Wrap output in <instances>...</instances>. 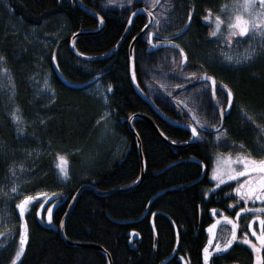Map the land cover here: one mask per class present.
I'll return each mask as SVG.
<instances>
[{
	"label": "trees",
	"instance_id": "1",
	"mask_svg": "<svg viewBox=\"0 0 264 264\" xmlns=\"http://www.w3.org/2000/svg\"><path fill=\"white\" fill-rule=\"evenodd\" d=\"M80 1L86 9L101 15L104 21L99 34L80 36L74 42L78 53L90 57L109 52L121 37L131 11L137 7L150 8L154 2ZM164 1L167 3L162 6V11L156 10L152 29L163 35L180 33L175 44L183 48L187 64L183 69L180 63L177 66L176 60L180 58L173 49L147 53L145 39L141 38L134 47V71L140 89L167 117L185 122V110L195 120L199 119L205 129L218 128L220 116L211 101L209 86L199 80L201 76L206 74L214 78L217 85L226 84L233 94L232 103L223 114L219 139L217 132L203 133L194 144L179 150L163 144L144 121L132 122L141 144L146 170L144 181L133 191L106 198L83 191L64 226L66 239L101 246L110 255L112 264H155L169 253L174 242L172 228L162 216L156 215L154 237L147 217L152 211L163 212L177 227H189L196 222L197 206H210L213 199L220 196L223 188L204 204L202 194L210 184L204 178L200 183L190 185L201 175L200 166L192 159L201 162L208 170L216 153L264 157V51L244 66H220L210 60L215 46L208 35L211 25L204 17L211 9L213 19L226 0ZM146 22L144 15L135 18L126 39L112 57L83 61L71 53L69 40L78 31H96L99 26L94 18L75 6L74 0H0V56L4 58L0 61V73L7 75L13 87L12 95L4 94L0 89V186L11 162L19 160L26 152L41 150V157L33 158L32 174L22 192L32 195L46 190L58 194L51 221L41 225L34 220L27 225V241L18 264H106L103 256L93 249L67 246L55 231L70 198L81 184L91 183L97 190L105 191L127 187L136 181L139 175L136 145L126 127V119L131 115L148 116L171 142L190 140V134L185 130L163 123L130 86L128 46ZM58 23L65 25L63 35L43 46L29 43V27L44 26L45 32L50 34L56 31ZM41 60L50 68L55 90L49 104H44L30 84V76ZM52 61L69 83L83 84L99 75L98 81L108 88V108L114 120L115 136L99 152L88 156V160L93 159L94 163L83 177L78 173L81 169L77 160L82 158L79 152L96 141L103 104L101 99L89 96L86 88L64 87L52 72ZM189 73H196V76ZM215 101L217 104L223 102L221 91H217ZM11 107L16 109L22 121L18 128L9 119L8 109ZM225 131L226 135H223ZM119 139L123 147L119 155L112 158L110 153ZM67 150L76 152V156L69 157L72 168L77 166L76 173L60 182L53 158L56 153ZM16 200L14 198L7 204L13 206ZM4 205L5 201L0 198V214ZM145 211L148 214L142 220L125 224L136 221ZM18 215L20 226L9 227L0 240V264L11 262L20 241V210ZM23 219L26 224L29 222ZM8 230L13 232L7 233ZM130 230L141 236L136 252L127 246L126 235ZM152 240L157 241L155 253L151 250Z\"/></svg>",
	"mask_w": 264,
	"mask_h": 264
},
{
	"label": "rangeland",
	"instance_id": "2",
	"mask_svg": "<svg viewBox=\"0 0 264 264\" xmlns=\"http://www.w3.org/2000/svg\"><path fill=\"white\" fill-rule=\"evenodd\" d=\"M224 5H226L227 7L223 10H220L218 15H220L222 20L225 21V24H222L221 32L218 33L216 37L211 36L213 38L211 39L212 44H214L215 48L211 50L210 60L214 61L216 64L220 66L237 68L246 65L251 60H253V58L257 56L258 53L264 51V37H261V35L258 33L257 34L249 33L243 37L233 36L232 43L231 44L227 43V33L229 30L227 29L226 24L229 16L234 14L233 13L234 0H226ZM205 21L206 23L213 25L212 27L213 30L214 19L205 20ZM64 26H65L64 24L58 23V27L56 31L50 34L45 32L44 26L40 28L29 27L28 35H27L29 39V43L33 42L38 45L41 44V46H43V44H48L52 41L53 38L59 37L60 35H63L66 32V28ZM249 48L256 49L254 56L248 60H241L240 63H236L235 57L242 56ZM225 52H227L230 55H233L234 59L232 61L227 60L224 55ZM176 62H177V66H179L180 59L177 58ZM45 79H47L48 85H50V87L45 86L44 83ZM51 80L52 78H51L50 68L46 67L44 61L41 60V62L37 64L34 73L30 76V84L32 85V88L35 91V93L39 97H42L44 104H49L55 96V90L52 86ZM0 89L4 94L12 95L13 93L12 91L13 87L11 81H9L7 79V75L3 74L2 72L0 73ZM217 90L221 91V98L223 100L222 104L220 105L225 106L227 110L229 108L227 102L228 89L223 88V85H219L217 86ZM86 92L89 96L95 99L97 98L101 99L104 109L99 117L98 123L99 122L100 123L98 124L99 130L97 132L96 141H94L90 146L85 147L83 151L79 152V155L82 158L78 159L77 162L81 169V171L78 172L81 177H83L86 174V172L90 170L92 164L94 163L93 159H91L90 161L88 160V156L91 157L92 154L99 152L104 146V144L108 142L111 138H114L115 136L114 120L112 118L111 111L108 108V88H106L101 82L98 81L93 85H91L90 88L86 90ZM105 97L107 99H105ZM14 111L18 116V112L16 111V109H14L13 107L8 109L9 119L12 122V124L16 128H18L22 123V121L21 120L17 121L13 119L12 113ZM122 147H123V142L121 139L115 141L110 156H112V158L117 157L121 152ZM42 154L43 152L41 150L26 152L22 155V157L19 160L11 162L7 167L5 179L2 182V185L0 186V198L5 201V205L3 206L2 212L0 214V229L2 230L0 232V240H3V237L6 234V230L9 227L13 228L15 226L18 227L20 226V220L18 215L19 208L17 207V204L21 200H23L25 196L35 197V199L30 200L27 203L23 215V218L29 221L27 222V225L34 220L41 225H45L49 222L47 209L49 207H51L52 210L54 209L55 201L58 197V194L46 190H39L32 195H25L22 192L24 185L27 183L28 179L30 178V175L32 174L33 158L37 159L41 157ZM56 154H55L56 156L53 158V165L55 168L56 177L58 181L64 182L67 178L71 176V173H76L77 166H74V168H72L73 167L72 161L69 160V157L75 155L76 152L74 151L71 152L67 150ZM60 156L65 157L67 161V165H66L68 171L67 176H64L63 173L60 171V167H58V165L61 164V161L59 159ZM227 157L229 156L218 153L213 155L211 166L207 176L210 183H213V186L211 187L210 191H215L232 180V179L231 180L225 179L223 183H220L217 180L213 179V175H212L214 168L218 170V173H222L226 171L224 165L226 164L227 166H229L227 162ZM98 159L99 156L96 158V160ZM231 159L233 161L230 165L232 169H239L237 168L238 164H240V166L243 167V164L240 162L237 156H232ZM13 187L17 189L16 192L12 191ZM38 193H43L44 195L43 196L37 195ZM14 198H17L16 203L13 206H9L7 202L9 201L11 202V200ZM11 232L13 231L8 230L7 233H11ZM19 244L20 241L17 242L16 250L14 252L15 254L19 249ZM15 254L12 257V260L15 257ZM22 255L16 261V264H18ZM11 262L9 264H11Z\"/></svg>",
	"mask_w": 264,
	"mask_h": 264
},
{
	"label": "flooded vegetation",
	"instance_id": "3",
	"mask_svg": "<svg viewBox=\"0 0 264 264\" xmlns=\"http://www.w3.org/2000/svg\"><path fill=\"white\" fill-rule=\"evenodd\" d=\"M165 3L167 2L164 0H160L156 8L152 11L153 24L155 23V17H154L155 13L158 11V9L162 11L163 9L162 6ZM152 7L153 6L147 9L150 10ZM146 21H147V18H146ZM212 27L213 25L211 24V30H212ZM210 32L208 35H209L210 41H212L211 39L213 38L211 37ZM149 33H154L156 35V37L152 39L153 43L174 41V44H175L177 40L181 37L180 33L173 34V35L159 34L157 29L154 28L153 30L151 26L150 29L142 37L145 39L147 49L149 47V41H148ZM162 49H172V48H162ZM179 58H180V54H179ZM90 86L86 87V90L89 89ZM217 86L219 85L216 84L215 97H216L217 91H220V90H217ZM180 89H182V87ZM209 90H210V87H209ZM210 97H211V92H210ZM220 104L222 103L218 102L217 104L218 107L220 109L223 108L224 114H226L227 113L226 107ZM184 112L185 114H187L188 111L184 110ZM181 123L192 124V121L188 114H187V120ZM198 133L199 135L203 134L201 132H198ZM199 135H198V138H199ZM228 156L232 158V156L230 155ZM255 159L259 160L261 158H255ZM224 167L226 168V171L229 168V166H227L226 164L224 165ZM237 168L239 169H235V171H240L243 167L240 166V164H238ZM209 169L208 170L206 169V173L204 177L207 180H208L207 176L209 173ZM262 177H264V173H261L259 171L247 173L244 176H236L229 183L221 186L215 191H210L211 187L213 186V183H210V181L208 180L210 186L207 187L205 192L202 194L203 195L202 199H203L204 204L218 190L223 188V192L220 193V196L213 199L212 205L210 206L204 205L205 207L197 206L196 222L190 225L189 227L185 225H179L177 227L174 224V222L170 219V217H168L166 214L158 210L152 211L151 213H149L148 216H147L148 214L147 211H145L146 216L148 217L149 226L153 232L154 237H156V230L154 226V218L156 215L162 216L164 220H166L170 224L172 228L173 236H174V242H173L172 248L169 251V253L166 256L159 259L158 261H156L155 264H161L172 254L175 248L176 239H177L176 253L174 257L171 260H169L166 264H205L203 249L206 245L208 246L209 251L212 253L209 256L208 264H264V246H262L260 244V241L257 239V237L262 234L261 228L264 226L260 224L259 219H253L254 216L264 218V200H257L253 198H248L247 200H245L243 196H240L235 191L238 183L245 184V182L254 186L257 192L261 191V189L259 188V185L262 182V179H261ZM205 193H207V195ZM242 207L245 208L246 211L242 212L240 216L237 217L236 213ZM225 216L229 217L230 219L228 221L222 222L219 225L214 235L213 240L209 244V236L211 233V231L209 230V226L212 225L213 222L219 219H223ZM151 219H152L153 228L151 227V223H150ZM233 224H236L237 239L233 241L228 251H226L224 254H220V252L223 251V247H222L223 243H225L227 239L232 238L231 230H232ZM249 224H251V227H249ZM130 231H134V230H130ZM134 232L138 234L139 240L133 241L129 244L128 239H127V246L130 250L136 252L138 249L137 248L138 245H140L141 243V236L139 235L137 231H134ZM253 232H255V234H253ZM245 233H248L247 239L252 241V244L256 246L257 250H253L252 245L245 243L244 241ZM26 237H27V232H26ZM180 238H181V244H180ZM26 241H27V238H26ZM217 243L221 245V249L219 251H213V249L216 248ZM156 246H157V241L152 240L151 250L153 253L156 252ZM257 257H260L259 261L257 260ZM138 258H139V254H138Z\"/></svg>",
	"mask_w": 264,
	"mask_h": 264
},
{
	"label": "water",
	"instance_id": "4",
	"mask_svg": "<svg viewBox=\"0 0 264 264\" xmlns=\"http://www.w3.org/2000/svg\"><path fill=\"white\" fill-rule=\"evenodd\" d=\"M74 3H75V6L79 10H81L82 12H84L86 15L94 18L98 22V26H99V28L96 31H91V32H88V31H78V32L74 33L71 36L70 40H69V49H70L71 53L76 58H78L80 60H83V61H90V62H92V61H101V60H105V59H108V58L112 57L115 54V52L119 49V47L122 45V43L124 42V40L126 39V37H127L128 33H129L130 29H131V26H132L133 21L135 20V18L137 16H140V15L146 16V18H147L146 24L132 38V40L130 41L129 46H128L127 56H128V64H129L128 76H129L130 86H131L133 92L136 94V96L140 100H142L144 103H146L147 106L152 111V113L155 114L163 123H165V124H167L168 126H171V127H175V128H179V129L185 130L186 132H188L190 134V141H188L186 143H174V142H171L170 140H168L159 131V129L156 127V125L152 122V120L148 116L143 115V114H133V115H131L128 119H126V127H127L128 133L133 137V139L135 141V145H136V153H137L138 163H139V175H138L136 181L133 184L127 186V187L113 188V189H109V190H105V191L97 190L91 183L90 184H87V183L81 184L77 188V190L74 192V194L72 195V197L70 198V201H69V203L67 205V208L65 210V213H64L63 217L61 218L60 223H59V226H58V228L56 229L55 232H57L59 238L67 246H70V247H85V248L93 249V250L97 251L99 254H101L103 256V258L106 261V264H112L110 255L101 246L96 245V244H88V243H74V242H71L68 239H66L65 236H64V226H65V223H66L69 215L71 214V212L73 210V207H74V205H75V203H76L79 195L83 191H90V192H93L98 197L106 198V197H109V196L114 195V194H117V193H128L130 191H133V190L137 189L142 184V182L144 181L145 174H146V170H145V164H144L143 156H142V153H141V144H140V140H139V138H138L135 130L133 129L132 122L135 121V120L144 121L149 126V128L152 130V132L158 137V139L163 144L169 146L170 148H173L174 150H179V149L187 148L188 146H191L192 144H194L197 141L198 135L195 136V137L192 135V131H191V127L192 126H195L197 128V131L198 132L213 134V133H216L217 131H219V129H221L222 123H223V117L221 118V116H220V108L218 107V105H217V103L215 101V93L213 94V90H215V88H216V82H215V84H213L212 80L211 79H208V77H210V76L203 75V76L200 77L199 80L201 82H204V83H206V84L209 85L210 92H211V101H212L214 107L217 109V112H218V114L220 116V125H219L218 128H214V129H205V128H202L201 126H199L198 124H196L195 119L188 112H187V114L189 115V117H190V119L192 121V124H184V123H181L179 121H176V120H173V119L167 117L165 114H163L157 108V106L155 105V103L153 102V100L150 97H148L140 89V87H139V85L137 83L136 77H135V80L132 78L133 72L135 73V71H134V47H135V44H136V42L138 40H140L145 35V33L152 26V24H153V14H152V11L156 8V6L158 5V3L156 4L155 7H152L150 10L147 9V8H144V7H137L134 10H132L131 13L129 14V17H128L126 26L124 28V31H123L121 37L119 38L118 42L116 43V45L109 52H107L106 54H103V55L97 56V57H90V56H83V55H81L75 49L74 42L80 36H87V35H96V34H99L103 30V28H104V21H101L100 20V17H102V16L99 15V14H97V13L91 12L88 9H86L82 5V3H81L80 0H74ZM130 20H131V22H129ZM154 37H156V35L154 33H152L151 42H149V47L147 49V53H152V52H155V51H157L159 49H162V48H172V49L176 50L180 54V68L183 69L186 66V64H187V59H185V54L184 53L182 54L180 52V47H177V45L174 44V43H168V42L153 43L152 42V39ZM148 41H149V36H148ZM51 64H52V72L54 73L55 77L66 88L81 90V89H84V88L90 86L91 84H93L100 77L99 75L98 76H95L91 80H89V81H87V82H85L83 84H72V83L67 82L61 76V74L59 73L57 67L54 66L53 61L51 62ZM191 161L192 162H195L196 164H198L200 166V168H201V175H200V177L196 181H194V182H192L190 184V185H195V184H198L200 181H202V179L205 177L206 169H205V166L201 162L196 161L194 159H192ZM172 165L173 164L167 166L166 168H169ZM145 216H146V212H144L141 215V217L139 219H137L136 221L125 222V224L138 222V221L142 220ZM224 221H228V220H225L223 218V219H219V220L213 222L212 225H214V227L211 229V233H210V236H209V238H211V241L213 240L214 235H215V233H216L219 225L222 222H224ZM24 223H25V221H24L23 217H21V226ZM150 223H151V227L153 228L152 219H151ZM21 230H22V228H21ZM126 236L128 238V243L129 244L131 242H133V241L139 240L138 234L136 232H134V231H129ZM176 247H177V239H176L175 248H174L172 254L164 262H162L161 264H166L169 260H171L174 257V255L176 253ZM230 247H231V245L229 246V248ZM229 248L228 249H223V251L220 252V254H224L226 251L229 250Z\"/></svg>",
	"mask_w": 264,
	"mask_h": 264
},
{
	"label": "snow or ice",
	"instance_id": "5",
	"mask_svg": "<svg viewBox=\"0 0 264 264\" xmlns=\"http://www.w3.org/2000/svg\"><path fill=\"white\" fill-rule=\"evenodd\" d=\"M111 2V0H109ZM129 3H131V0H129ZM159 3V0H154L153 2V7L156 6V4ZM227 6L222 5L221 8L222 10L225 9ZM209 15L205 16V20H210L212 19V12L211 9L208 10ZM233 15L229 16L226 27L229 30L227 33V43L231 44L232 43V37L233 36H238V37H243L246 34L252 33V34H260L261 37H264V0H234V5H233ZM100 20L103 21V17H100ZM189 20H191V12H189ZM131 22V20L129 21ZM159 23V21H157ZM222 24H225V21L222 20L220 15H215L214 17V28L210 32V35L213 37H216L218 33L221 32V26ZM149 36V42H151V36L152 33L148 34ZM168 43H174V41H167ZM179 47V45H177ZM180 52L183 54L184 50L183 48H180ZM256 52L255 48H249L246 50V52L242 56H237L235 57V62L240 63L241 60H248L254 56ZM225 57L227 60L232 61L234 59L233 55L228 54L227 52L224 53ZM4 58L3 56H0V61H2ZM186 59V56H185ZM6 71V70H5ZM191 76H196V73H189ZM206 75V74H205ZM132 78L135 80V73L133 72ZM208 79H211L213 84H215V80L212 77H208ZM45 86L50 87L48 85L47 79H45ZM223 88L228 89V86L226 84L223 85ZM109 90H111V85H109ZM215 93V90H213V94ZM232 91L231 89H228L227 91V102L228 106H231L232 103ZM105 99H107L105 97ZM224 114V109H220V116L221 118L223 117ZM12 117L14 120H20V117L16 115V112L14 111L12 113ZM196 124H200L201 127H203V123L199 120L196 119ZM212 127H216V125H212ZM22 131V129H19ZM192 135L195 137L199 135L197 128L195 126L191 127ZM217 139L220 138L221 133L217 132ZM223 135H226V131L223 133ZM243 147V145H241ZM237 158L240 160V162L243 164V168L240 171H235V169H232L230 167L231 163L233 162L231 157H227V162L229 164V168L227 171H224L222 173H218L217 169H213V179L217 180L220 183H223L225 179L231 180L234 179L236 176H244L247 173L251 172H256L259 171L261 173H264V158H261L259 160H256L255 158L251 157L250 155H245L243 153H237ZM61 164L58 165L60 167V171L63 173L64 176L68 175L67 171V161L65 157L60 156L59 157ZM22 167V166H21ZM262 182L259 185V188L261 191L257 192L256 188L247 182L245 184H239L237 185V188L235 191L247 200L248 198H253L257 200H264V177L261 178ZM246 189V190H245ZM13 192H16L17 189L15 187L12 188ZM207 195V193H205ZM37 195L43 196V193H38ZM35 199V197L32 196H25L23 200H21L18 204L17 207L20 210V216L23 217L27 203L30 200ZM43 207V205H42ZM48 211V220L51 221L52 219V208L49 207L47 209ZM215 211V210H213ZM245 208H240V210L236 213V216L239 217L242 212H245ZM259 211V210H258ZM225 220H229L230 218L225 216ZM253 219H259L260 224L264 226V218L262 217H253ZM214 227V225L209 226V230ZM249 227H251V224H249ZM22 230L20 233V244H19V249L17 250L15 257L13 258L11 264H16V261L20 258L24 251L25 247V241H26V232H27V224L26 222L22 224L21 226ZM261 235L257 237V239L260 241V244L264 246V227L261 228ZM255 234V232H253ZM231 239H227L225 243H223L222 247L223 249H228L230 245H232L233 240L237 239L236 235V224H233L232 230H231ZM248 233L244 234V241L247 244L252 245L253 250H257L256 246L252 244V241L247 239ZM209 243H211V238H209ZM221 249V245L217 243L216 248L213 249V251H219ZM204 252V261L205 264H208V259L209 256L212 254L209 251V248L207 245L203 249ZM260 257H257V260L259 261Z\"/></svg>",
	"mask_w": 264,
	"mask_h": 264
},
{
	"label": "bare ground",
	"instance_id": "6",
	"mask_svg": "<svg viewBox=\"0 0 264 264\" xmlns=\"http://www.w3.org/2000/svg\"><path fill=\"white\" fill-rule=\"evenodd\" d=\"M69 50H70V49H69ZM97 81H98V80H97ZM97 81H95L94 83H96ZM94 83H93V84H94ZM93 84H91V85H93ZM156 127H157V126H156Z\"/></svg>",
	"mask_w": 264,
	"mask_h": 264
}]
</instances>
